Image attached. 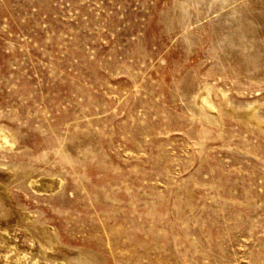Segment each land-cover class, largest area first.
<instances>
[{
  "label": "rangeland",
  "instance_id": "1",
  "mask_svg": "<svg viewBox=\"0 0 264 264\" xmlns=\"http://www.w3.org/2000/svg\"><path fill=\"white\" fill-rule=\"evenodd\" d=\"M0 264H264V0H0Z\"/></svg>",
  "mask_w": 264,
  "mask_h": 264
}]
</instances>
